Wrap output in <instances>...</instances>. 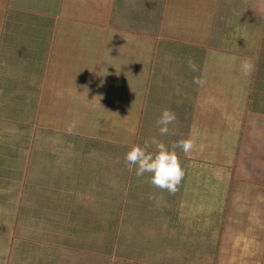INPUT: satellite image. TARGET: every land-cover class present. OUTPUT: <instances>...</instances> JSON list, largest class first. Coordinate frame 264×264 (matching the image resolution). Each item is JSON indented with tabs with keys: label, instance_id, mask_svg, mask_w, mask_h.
Masks as SVG:
<instances>
[{
	"label": "rangeland",
	"instance_id": "rangeland-1",
	"mask_svg": "<svg viewBox=\"0 0 264 264\" xmlns=\"http://www.w3.org/2000/svg\"><path fill=\"white\" fill-rule=\"evenodd\" d=\"M135 39L133 87L87 55L85 76L63 70L54 100L39 102L37 116L28 110L0 124V264H264V212H254L264 208V192L244 180L245 167L236 149L229 155L222 148V133L192 134L194 153L176 149L185 176L175 194L126 165L134 145L190 137L159 134L161 112L178 114L160 99L166 86L153 64L160 38H144L151 63L145 83L140 62L147 50ZM175 54L163 53V60Z\"/></svg>",
	"mask_w": 264,
	"mask_h": 264
},
{
	"label": "crops",
	"instance_id": "crops-1",
	"mask_svg": "<svg viewBox=\"0 0 264 264\" xmlns=\"http://www.w3.org/2000/svg\"><path fill=\"white\" fill-rule=\"evenodd\" d=\"M149 37L160 38L153 63L166 86L160 99L178 110L171 132L190 134L193 153L192 134L222 133L221 146L229 155L237 150L244 180L264 192V0H0V124L28 110L37 116L39 102L54 100L63 70L82 69L85 76L87 55L96 68H110L113 79L117 70L124 77L117 83L133 87L135 38L147 50L140 62L145 83ZM174 52L175 59L163 60ZM189 58L199 71L188 67ZM245 58L254 64L249 76L240 69ZM194 77L206 83L199 86Z\"/></svg>",
	"mask_w": 264,
	"mask_h": 264
},
{
	"label": "clouds",
	"instance_id": "clouds-1",
	"mask_svg": "<svg viewBox=\"0 0 264 264\" xmlns=\"http://www.w3.org/2000/svg\"><path fill=\"white\" fill-rule=\"evenodd\" d=\"M187 64L193 72L199 71L197 64L191 58H189ZM240 69L245 76L251 75L254 69L253 61L247 58L242 59ZM193 83L203 86L206 80L202 77H194ZM101 99L102 97H100ZM175 121V113L169 109H164L156 120L159 134L161 136L171 134L169 126ZM73 129L74 124H70L67 131L71 134ZM153 145L155 146V151H149ZM193 146L191 139H182L168 146L163 141L152 138L150 141L146 140L143 146H132L125 155V163L130 171L135 168L137 177H142L145 173L150 174V183L154 188L175 194L185 176V170L178 158L176 149L180 148L187 154L191 152ZM149 198L152 199L153 197L150 196Z\"/></svg>",
	"mask_w": 264,
	"mask_h": 264
}]
</instances>
